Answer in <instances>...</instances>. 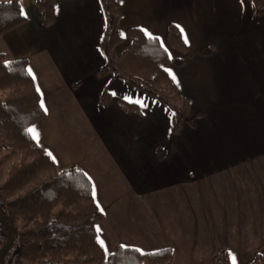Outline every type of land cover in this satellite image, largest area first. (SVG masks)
Returning <instances> with one entry per match:
<instances>
[{
  "label": "crops",
  "instance_id": "crops-1",
  "mask_svg": "<svg viewBox=\"0 0 264 264\" xmlns=\"http://www.w3.org/2000/svg\"><path fill=\"white\" fill-rule=\"evenodd\" d=\"M116 1L122 40L114 49L137 26L171 58L184 54L166 69L188 114H202L169 133L165 105L110 73L95 74L104 60L99 0H53L49 24L29 2L21 5L25 20L0 34V51L23 57L40 89L47 111L28 125L39 133L34 142L58 166L81 168L91 194L95 186L103 209L95 227L108 251L118 243L168 246L164 264H213L225 249L230 264L232 255L246 264L256 252L264 264V10L254 14L247 0ZM169 22L187 37L183 53L167 42ZM204 45L209 52H199ZM103 86L109 99L100 105ZM118 97L146 106L124 110Z\"/></svg>",
  "mask_w": 264,
  "mask_h": 264
},
{
  "label": "trees",
  "instance_id": "trees-1",
  "mask_svg": "<svg viewBox=\"0 0 264 264\" xmlns=\"http://www.w3.org/2000/svg\"><path fill=\"white\" fill-rule=\"evenodd\" d=\"M53 0H34L44 24L52 20ZM254 14L264 10V0H247ZM103 27L98 43L103 63L95 74L110 73L165 105L171 114L169 133L181 121L193 123L202 114L194 109L172 82L166 65L180 63V56L170 57L156 35L147 36L139 27L129 26L127 40L119 51L114 45L122 40L117 29L119 12L116 0H99ZM18 0H0V34L23 22ZM168 44L181 52L186 45L177 25L169 22ZM211 46L200 47L209 52ZM109 91L101 87L97 102L104 105ZM124 110H137V105L121 97ZM174 113V115H173ZM43 115L39 95L25 67L23 57L5 58L0 51V162L9 159L0 180V209L12 231V240L2 255V264H164L170 258V247L138 251L134 246L115 244L107 253L97 242L96 223L102 212L91 194V183L76 164L58 166L47 151L37 145L26 131L28 125ZM163 147L155 152L162 155ZM10 155H14L11 157ZM0 222V245L6 240ZM256 252L246 264H259ZM213 264H230L228 253L219 249L212 255Z\"/></svg>",
  "mask_w": 264,
  "mask_h": 264
},
{
  "label": "snow or ice",
  "instance_id": "snow-or-ice-1",
  "mask_svg": "<svg viewBox=\"0 0 264 264\" xmlns=\"http://www.w3.org/2000/svg\"><path fill=\"white\" fill-rule=\"evenodd\" d=\"M20 15L21 16H25V17L27 16V13H26V11L23 8H21V10H20ZM177 27H179V25H177ZM180 30H181V32H183L182 28ZM144 31H145V34L147 36L151 37V33H148L147 30H144ZM187 42H188L187 41V37H185V43H187ZM161 47H163L162 43H161ZM29 74H31V69H29ZM170 75H172V79L175 81V79H176L175 75L172 74L171 72H170ZM37 91H40L39 87L37 88ZM126 99H130V98L126 97ZM134 102L135 103H140L142 106H146V105H144L142 100H136ZM40 106H41V108H44L45 111H47V109L45 108L43 99H41V101H40ZM173 115H174V113H173ZM26 131L32 136V139L35 140L39 144L40 137H39V133L37 132L36 128L35 127L28 128V129H26ZM46 154L48 156H50L54 162H56V158L53 156V154L50 151L47 152ZM92 196L95 199V197H96L95 186H93V189H92ZM97 207L99 208L100 211L103 212V209L100 208L99 204H97ZM96 231L98 233L97 242L101 245V247H103L105 249V252L107 253V251H108L107 245H106L105 241L99 235V233L102 231L101 228L99 226H96ZM122 247H126V246L122 245ZM138 251H141V250L138 249ZM231 259H232V264H236L235 255H232Z\"/></svg>",
  "mask_w": 264,
  "mask_h": 264
},
{
  "label": "water",
  "instance_id": "water-1",
  "mask_svg": "<svg viewBox=\"0 0 264 264\" xmlns=\"http://www.w3.org/2000/svg\"><path fill=\"white\" fill-rule=\"evenodd\" d=\"M0 222L2 223V225L4 226L5 230H6V240L0 245V264H2V255L4 250L9 246V244L11 243L12 240V231H11V227L5 217V215L3 214L2 210L0 209Z\"/></svg>",
  "mask_w": 264,
  "mask_h": 264
},
{
  "label": "rangeland",
  "instance_id": "rangeland-1",
  "mask_svg": "<svg viewBox=\"0 0 264 264\" xmlns=\"http://www.w3.org/2000/svg\"><path fill=\"white\" fill-rule=\"evenodd\" d=\"M19 1V3L21 4V5H26V6H28L29 4V2L30 3H32V2H34V0H18ZM25 6V7H26ZM200 52V51H199ZM181 53H183V52H181ZM201 53H205V52H201ZM182 55H184V54H182ZM180 56L181 58L183 57V56ZM183 59V58H182ZM2 151H0V153H1ZM11 157H14V155H10ZM10 159V158H9ZM9 159H6L5 161H3V162H0V180L4 177V175H5V172H6V168H7V165H8V161H9Z\"/></svg>",
  "mask_w": 264,
  "mask_h": 264
}]
</instances>
